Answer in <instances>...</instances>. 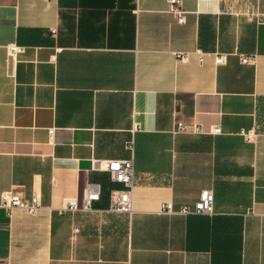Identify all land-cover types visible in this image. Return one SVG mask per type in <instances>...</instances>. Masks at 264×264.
<instances>
[{
	"label": "crops",
	"instance_id": "crops-1",
	"mask_svg": "<svg viewBox=\"0 0 264 264\" xmlns=\"http://www.w3.org/2000/svg\"><path fill=\"white\" fill-rule=\"evenodd\" d=\"M180 5L0 0V194L39 201L0 209V264H264V0ZM128 157L131 213L109 212L102 163ZM202 190L211 216L159 212Z\"/></svg>",
	"mask_w": 264,
	"mask_h": 264
},
{
	"label": "built area",
	"instance_id": "built-area-1",
	"mask_svg": "<svg viewBox=\"0 0 264 264\" xmlns=\"http://www.w3.org/2000/svg\"><path fill=\"white\" fill-rule=\"evenodd\" d=\"M168 11L174 17L177 23H184L186 11L182 9L180 0H167ZM256 20L264 22V14L252 13L251 15ZM53 34V30H51ZM21 50V47L16 45L8 46V56L13 58L17 52ZM197 60H201L202 54L196 51ZM176 57L180 60H185L188 57V53H178ZM214 63L218 64L223 61V55L216 54L213 58ZM240 61L242 63L251 62L252 57L241 56ZM184 129L182 123H175L174 131H180ZM192 132L198 133L200 129L196 126L192 127ZM212 133H218L219 128L213 127ZM49 135L52 133V129H48ZM126 148L132 151V141L126 143ZM102 167L107 172L109 179L112 183L119 186L117 189H112L108 195V208L109 212L130 214L131 207V188L133 186V161L132 157L123 159H108L103 161ZM212 192L210 190H202L198 194L196 202L191 206H182L178 210L174 211L171 204L164 203L160 206L159 212L164 214H179L183 216L187 215H212ZM98 200V191L93 187L85 188L80 198L67 199L63 201L61 211L76 212V211H91V204ZM12 208H20L28 213H34L39 208V201L35 195H31L28 199L19 197L17 194L11 191H5L0 194V209L8 212ZM76 231V229L74 230Z\"/></svg>",
	"mask_w": 264,
	"mask_h": 264
}]
</instances>
